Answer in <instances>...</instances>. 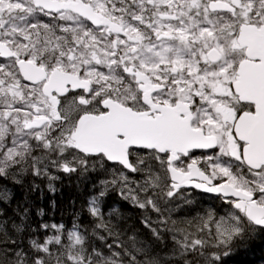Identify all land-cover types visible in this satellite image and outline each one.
<instances>
[{
  "label": "snow or ice",
  "instance_id": "6c2138e0",
  "mask_svg": "<svg viewBox=\"0 0 264 264\" xmlns=\"http://www.w3.org/2000/svg\"><path fill=\"white\" fill-rule=\"evenodd\" d=\"M261 235L264 0H0V264H224Z\"/></svg>",
  "mask_w": 264,
  "mask_h": 264
},
{
  "label": "trees",
  "instance_id": "16d2710c",
  "mask_svg": "<svg viewBox=\"0 0 264 264\" xmlns=\"http://www.w3.org/2000/svg\"><path fill=\"white\" fill-rule=\"evenodd\" d=\"M11 191L15 193V196L17 199H20L23 197L24 192L23 190L17 188H10ZM46 191V188H45ZM85 195L87 194V189H85ZM196 198L202 195L195 194ZM76 198L78 204L82 202L83 196L80 195L77 190L75 183H72L69 185L67 181H65L64 185L61 186L60 192L56 194V200H57V213H56V220L61 219V210H64V220L69 221L70 216L68 215V209L70 208V199ZM112 199L119 202V197L115 194L112 195ZM207 200V201H206ZM205 201L202 199L201 201H198V204L201 206H198L200 209L203 208V205L207 208H211L210 200L207 198ZM33 201L36 205H43L44 207H48V199L45 197L43 200H41L38 196V194H33ZM207 202V203H206ZM222 205V204H221ZM223 206V205H222ZM126 208H128V215L133 217V220H136V216L133 210L130 209V206L125 205ZM197 213L195 211L187 213L188 218H191L193 215H196ZM47 218V217H46ZM39 219L38 217H33V220ZM139 227H142L141 225H138ZM169 245L171 244V241L169 239L168 241ZM158 250L161 251V254H166L168 252V248H159ZM224 264H264V235H261L250 247H247L245 249H241L235 254L225 258Z\"/></svg>",
  "mask_w": 264,
  "mask_h": 264
},
{
  "label": "flooded vegetation",
  "instance_id": "af4514ba",
  "mask_svg": "<svg viewBox=\"0 0 264 264\" xmlns=\"http://www.w3.org/2000/svg\"><path fill=\"white\" fill-rule=\"evenodd\" d=\"M202 196H205L206 199L208 198L210 200V206H212L213 209H216L220 213L219 205L222 204L221 201L215 197L213 194H207V193H195ZM198 206H201L198 204ZM227 206L223 204V208H226Z\"/></svg>",
  "mask_w": 264,
  "mask_h": 264
},
{
  "label": "rangeland",
  "instance_id": "374dc122",
  "mask_svg": "<svg viewBox=\"0 0 264 264\" xmlns=\"http://www.w3.org/2000/svg\"><path fill=\"white\" fill-rule=\"evenodd\" d=\"M206 200V197L205 196H203L202 198H201V196L198 198V201H201V200ZM207 201V200H206ZM207 203V202H206ZM223 205V204H222ZM221 204L219 205V209H220V214L221 215H223L224 214V211H225V209L226 208H223V206H222ZM204 208H207V207H205V205H203V208H201V209H204ZM211 208H212V206H211ZM193 216H195V215H193Z\"/></svg>",
  "mask_w": 264,
  "mask_h": 264
}]
</instances>
